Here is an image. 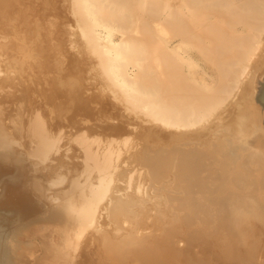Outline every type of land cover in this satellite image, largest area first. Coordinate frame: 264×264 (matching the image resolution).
Returning <instances> with one entry per match:
<instances>
[{"label":"bare ground","instance_id":"1","mask_svg":"<svg viewBox=\"0 0 264 264\" xmlns=\"http://www.w3.org/2000/svg\"><path fill=\"white\" fill-rule=\"evenodd\" d=\"M36 19L41 51L0 63V264H264V0H0V35Z\"/></svg>","mask_w":264,"mask_h":264},{"label":"rangeland","instance_id":"2","mask_svg":"<svg viewBox=\"0 0 264 264\" xmlns=\"http://www.w3.org/2000/svg\"><path fill=\"white\" fill-rule=\"evenodd\" d=\"M31 24L30 25H27V27H25V29L24 28H22V30L24 29V30H28L27 32L26 31H23L24 32V34H23V32L20 34V35H22V37H23V40L21 41V39H22V37L20 36H18V37H15L14 36V34L13 33H11V31L9 30V29H5V35L3 36V35H0V40H1V42L0 43H2V44H0V45H2V46H4V48L1 46L0 47V49L1 48H3V49H1V51L3 50V52H1L0 53V63H2V61L3 60H5L6 59V57L5 56H7V55H5V54H7L8 52H9V47H10V50H13L12 48H16V49H14V51L16 50V52H17V55L18 54H22L23 53V51L25 50V52H28L30 55L32 54L34 57H36V55H37V53L39 52V51H41V48H43L42 47V37H43V34H44V31H45V25H44V23H42L39 19H36L35 21H32V22H30ZM8 31V32H7ZM26 32V33H25ZM6 33H10L11 34V37H10V39H12V40H10L8 37L10 36L9 34H6ZM8 35V36H7ZM13 35V36H12ZM6 36V37H5ZM2 37V38H1ZM4 37H5V39H4ZM15 37V39H13ZM17 38V39H16ZM8 39L10 40L9 42H7L8 41ZM20 39V40H19ZM5 40V41H4ZM13 40H14V42H13ZM15 40H16V42H15ZM17 40H19V41H17ZM4 41V42H3ZM13 43H12V42ZM6 42L8 43V45H11V46H8L7 44H6ZM19 42L21 43V42H24L23 44L21 43L20 45L21 46H23V47H21V46H19ZM56 42L57 43H61V44H65V40H64V38H63V36H59L58 37V40H56ZM11 43V44H10ZM18 43V45H16V44ZM26 43V44H25ZM5 44V45H4ZM14 44V45H13ZM8 47H7V46ZM13 45V46H12ZM6 46V47H5ZM15 46H17V47H15ZM18 46H19V49H18ZM28 48V50H27V48ZM30 46V47H29ZM22 48V49H21ZM25 48V49H24ZM4 49H5V51H4ZM8 49V50H7ZM6 51H8V52H6ZM2 53L5 55V56H3L2 55ZM20 55H18L19 56V58H20ZM17 56V57H18ZM54 60H56V57H52ZM28 61V64L26 65V70H28L30 73H32L33 72V69H34V66H35V63H34V61L32 60V58H28V59H26V61L25 62H27ZM2 72V71H1ZM2 74V73H1ZM0 74V75H1ZM14 73H13V71H11V75H13ZM16 80V79H15ZM88 93H90V91H87ZM83 94L86 96L87 94L86 93H84L83 92ZM103 96H105L106 98H104L105 99V101H106V105L108 106H106V105H104L103 103H101L99 106L98 105H96V102L95 101H90V106H92V110L97 114L98 113V109H106V110H111V109H109L110 108V106L111 105H113L114 107H116V110H114V111H116L119 115H121L122 117H125V118H128L127 117V115H129L130 117L132 116V115H130V114H127V112H125V111H123L122 109H120V108H118V106L113 102V101H110L109 100V98L106 96V95H103ZM109 103V104H108ZM33 106L35 105V104H37L36 102H34L33 101ZM112 106V107H113ZM35 107V106H34ZM96 114H94V115H96ZM93 115V116H94ZM91 120V119H90ZM142 124H145L144 122H142ZM126 127L127 128H134V130H133V133H132V137H133V140H139V139H137V138H135V132L134 131H138L137 130V128H136V124H134L133 126L132 125H126ZM101 130V127L100 128H98V130ZM64 130V129H63ZM97 130V129H96ZM97 130V131H98ZM138 134V133H137ZM138 135H136V137H137ZM179 138V137H178ZM182 139V138H181ZM181 139H179V140H177L176 142L177 143H179V141L181 142V145H183V142L184 141H181ZM170 139H168L167 141H165L166 143L169 141ZM183 140H185V139H183ZM139 142H143V140L141 141V140H139ZM175 141L174 142H169V143H171V144H173L174 145V143H176ZM72 143V142H71ZM144 143V142H143ZM143 143H141V144H143ZM169 143L168 144H166V145H169ZM176 143V144H177ZM165 144V143H164ZM179 145H180V143H179ZM187 146V145H186ZM194 163V164H193ZM188 165H189V167H185L184 169H181V168H178V174L179 173H183V175L181 176L182 177V179L181 180H179V178H178V174H177V179L176 180H172V182H170L169 183V185L168 186H165L164 187V185L162 186L163 188V195H164V198L166 199V205H165V208H167V213L168 214H171V212H173L174 211V207L175 206H179L180 207V209H178V211H180V210H182V208H183V206H181V205H178V201L177 200H179L180 199V197L181 196H184V190H183V188L185 187L186 188V186H183V185H185V182H186V180H187V176L189 175H191L192 173H195V175L196 176H198V174L199 175H203V176H205L204 175V173L203 174H200V172H204L203 170L202 171H197L196 170V164H195V162L193 161V160H191V162L190 163H188ZM180 169V170H179ZM175 172L177 173V170H175ZM198 173V174H197ZM207 177V182H206V187H205V189L206 188H208V187H210L209 185H210V176H206ZM162 181H160V180H156V181H154L153 182V186H155V187H158V188H160V183H161ZM181 182V183H180ZM159 184V185H158ZM158 185V186H157ZM155 187H152V190L150 189L148 192H150L151 193V195H150V197H151V199H150V197L148 196V192H147V195L145 196V195H143V199L142 200H138V201H135L136 203H132V202H129L128 203V206H130L131 207V210L133 211V207L132 206H134V210L136 209V208H138V209H142V208H144L145 207V209H144V211H146L147 209H150V206L151 205H153L152 203H151V200H152V202H154L153 200H155L156 201V199L155 198H153L154 196H153V194H155V196L156 197H158V195H159V189L158 188H155ZM164 188H166V190L164 189ZM155 189V190H154ZM167 189H170V191L169 190H167ZM171 189H173V191H171ZM154 190V191H153ZM156 190H158V191H156ZM180 191L182 192V193H180ZM173 192V193H172ZM149 193V194H150ZM153 193V194H152ZM177 193V194H176ZM180 193V194H179ZM157 194V195H156ZM198 194V195H197ZM196 195H197V197H202L201 198V200L203 199V196H202V194L201 193H199V192H197L196 193ZM146 198H145V197ZM147 196H148V198H147ZM153 196V197H152ZM123 198L124 197H126V196H122ZM178 198V199H177ZM132 200V199H131ZM173 200V201H172ZM199 200H200V198L198 199V202H199ZM150 201V202H149ZM236 201V200H235ZM147 202H149V203H147ZM172 202V203H171ZM174 202V203H173ZM143 203H145V204H143ZM151 203V205H148L147 206V204H150ZM200 203V202H199ZM144 205H146V206H144ZM171 205H172V207H171ZM141 206V207H140ZM140 207V208H139ZM147 208V209H146ZM169 208H171V209H169ZM128 209H130V208H128ZM177 211V210H176ZM196 211H197V214H200L201 215V217L203 218V219H207V221H206V223H207V225H206V227L204 228H202V220H201V222H199V224L197 225V226H194V224L196 223H189L188 221L186 222V220H188L187 218H186V215H185V213L183 214V215H181L180 216V219L178 220V223H184L186 226H188L189 225V227L187 228V227H185V233H186V235H192V236H197L199 239L200 238H202V239H204V238H206L207 236H208V234L210 233V231H211V219L207 216V218H206V215H205V209H203V207H197V209H196ZM134 212V211H133ZM142 213V212H141ZM181 220V221H180ZM209 220V221H208ZM155 221V220H154ZM156 221H158V219L156 220ZM177 222V221H176ZM161 223V222H160ZM159 223V224H160ZM158 224V223H157ZM156 223H155V226L153 225L150 229L151 230H154V232H155V229H157V231H158V228H160V230L164 227V229L166 228L165 227V224L163 223V225L164 226H162V224H158L159 225V227H157L158 225H157ZM190 224L192 225L193 224V226H191L190 227ZM197 224V223H196ZM195 224V225H196ZM150 225L151 224H147V226L148 227H150ZM210 225V226H209ZM161 226H162V228H161ZM154 227H157V228H154ZM200 227V228H199ZM149 229V230H150ZM163 229V230H164ZM189 229V230H188ZM149 230H147V228H146V230L145 231H149ZM159 230V231H160ZM162 230V231H163ZM195 230V231H194ZM156 231V232H157ZM158 231V232H159ZM152 233H153V231H152ZM192 233V234H191ZM206 233H208V234H206ZM186 235H183V238L186 236ZM183 244V241L181 240V242L179 243L178 242V247H180V244ZM181 244V247L180 248H182V247H184L183 245ZM219 246H220V243L218 244ZM218 246V247H219ZM236 248L237 247H235V248H229L230 249V251H229V253H233L235 250H236ZM195 250V251H194ZM191 251H193V253H194V255H197V256H199L200 254H197V253H199V252H197V251H199V246H193L192 248H191ZM227 260H229L230 261V263L232 262V260H230L229 258H226ZM182 262H183V264H196V261L195 260H188V261H185L184 262V260H182Z\"/></svg>","mask_w":264,"mask_h":264},{"label":"water","instance_id":"3","mask_svg":"<svg viewBox=\"0 0 264 264\" xmlns=\"http://www.w3.org/2000/svg\"><path fill=\"white\" fill-rule=\"evenodd\" d=\"M256 83L255 98L257 102L261 103V105L264 106V76L263 78H257Z\"/></svg>","mask_w":264,"mask_h":264}]
</instances>
